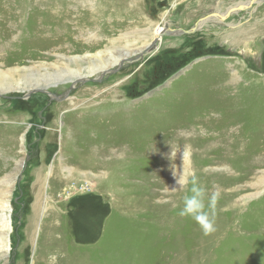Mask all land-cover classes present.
Returning a JSON list of instances; mask_svg holds the SVG:
<instances>
[{"label": "rangeland", "instance_id": "1", "mask_svg": "<svg viewBox=\"0 0 264 264\" xmlns=\"http://www.w3.org/2000/svg\"><path fill=\"white\" fill-rule=\"evenodd\" d=\"M0 264H264V0H0Z\"/></svg>", "mask_w": 264, "mask_h": 264}, {"label": "clouds", "instance_id": "2", "mask_svg": "<svg viewBox=\"0 0 264 264\" xmlns=\"http://www.w3.org/2000/svg\"><path fill=\"white\" fill-rule=\"evenodd\" d=\"M192 184L189 189L191 195H185L183 199V208L179 211L181 217H190L201 229L203 235L209 236L216 232L215 212L219 191L214 190L210 196L207 195L206 189L198 185L195 173H191V181L187 177L179 179L180 186ZM207 197V204L205 199ZM211 210V211H210ZM54 259V257H53Z\"/></svg>", "mask_w": 264, "mask_h": 264}, {"label": "water", "instance_id": "3", "mask_svg": "<svg viewBox=\"0 0 264 264\" xmlns=\"http://www.w3.org/2000/svg\"><path fill=\"white\" fill-rule=\"evenodd\" d=\"M196 30H197V27L194 28V29H192V30L189 31V32H190V33H194ZM189 32H185V31H182V30H171V29H169V28L167 27V25H165V27H164L163 29H161V31L158 33V35H156V36L153 38L151 44L148 45L146 48H144V50H143L142 52H140V54L138 55L137 58H140L141 56H143V54L151 53V52L155 49V47H156V45H157V42H158V40H159L161 37H163V36H165V35H169V34L180 35V34H186V33H189ZM34 92H43V90H41V89H37V90H33V91H32V93H34ZM28 96H29V94H27L25 97H28Z\"/></svg>", "mask_w": 264, "mask_h": 264}, {"label": "bare ground", "instance_id": "4", "mask_svg": "<svg viewBox=\"0 0 264 264\" xmlns=\"http://www.w3.org/2000/svg\"><path fill=\"white\" fill-rule=\"evenodd\" d=\"M209 20H210V19H209ZM207 21H208V20H207ZM74 74H75V73H74ZM74 74H73V75H74ZM2 224H5V225L2 226V228H6V227H8L7 219L4 218V217L2 218ZM7 246H8V245H7ZM6 248H8V247H6Z\"/></svg>", "mask_w": 264, "mask_h": 264}]
</instances>
